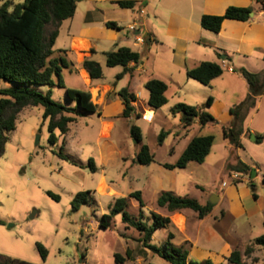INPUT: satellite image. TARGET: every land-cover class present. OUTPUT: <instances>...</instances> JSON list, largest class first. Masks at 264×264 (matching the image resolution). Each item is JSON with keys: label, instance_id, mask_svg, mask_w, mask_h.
<instances>
[{"label": "rangeland", "instance_id": "1", "mask_svg": "<svg viewBox=\"0 0 264 264\" xmlns=\"http://www.w3.org/2000/svg\"><path fill=\"white\" fill-rule=\"evenodd\" d=\"M7 1L19 4L25 0H0V7ZM119 70L121 67L104 65L100 82L116 81ZM62 76L68 85H76V77L66 69ZM194 82V88H187L178 95L168 93V104L158 110L151 111L143 98L131 118L117 121L110 139L112 145L98 138V115L81 113L77 116V124L71 125L66 136L63 154L67 158L60 156L62 138L55 145L49 143L48 122L43 120V109L24 108L0 157V255L14 260L15 264H118L115 261L117 254L126 258L123 264H169L144 247L141 233L132 227L126 229L121 214L113 216L109 229L101 228L100 224L103 215L111 213L112 205L119 197L129 199L128 213L137 218L142 214L143 221L151 224L152 213L164 215L167 212L157 204L162 191L188 196L202 204L214 199L219 211L226 207L225 203L217 202L222 193L221 185L223 182L231 184L230 177L236 173L234 167L240 161L239 157L252 155V148L255 149L251 143L253 135L242 136L241 140L247 142L248 148L244 145L238 148L224 136L223 130L228 127L216 126L217 121L201 134L195 126L186 132L180 125L181 114H173L172 109L178 104L205 112L209 109L206 105L208 97L202 96L205 93L202 90L206 89ZM33 88L44 93L48 91L47 87ZM52 99L65 107L77 106L75 101L67 99L65 90L58 87L52 89ZM251 111L243 122V132L247 131ZM133 126L141 131V143L131 136ZM162 131L168 135L160 146L158 136ZM196 135H210L215 139L203 167L207 175L193 169H177L175 178L167 171L161 174L160 163H173L184 149L185 141ZM142 145L148 146L154 154V165L136 162ZM90 160L96 167L94 172ZM102 179L105 180L103 184ZM85 191L91 192L89 203L73 212V198ZM135 192H141L143 208L130 197ZM48 193L59 199H53ZM261 229L258 220L253 219L252 237L260 235ZM168 234L169 229H158L149 244L160 248L167 242ZM180 242V237L172 240L175 246L190 250L188 243ZM37 244L47 251L45 262ZM245 261L254 264L252 255Z\"/></svg>", "mask_w": 264, "mask_h": 264}, {"label": "crops", "instance_id": "2", "mask_svg": "<svg viewBox=\"0 0 264 264\" xmlns=\"http://www.w3.org/2000/svg\"><path fill=\"white\" fill-rule=\"evenodd\" d=\"M262 1L264 0H79L75 16L62 23L54 46L56 52L67 51L65 57L75 68L74 72L66 70L76 77V85H65L91 93L92 102L101 112L100 115L96 113L100 126L98 138L112 145L110 139L116 123L125 119L122 116L125 106L118 96L119 91L129 89L136 96L135 107L139 106L143 98L148 106L149 92L145 84L157 79L168 85L166 96L169 102L168 93L175 96L187 88L195 87L194 80L187 77L188 70L203 62H213L221 66L223 74L213 80L209 87L201 86L206 89L202 90L205 92L202 96L212 100L207 112L217 120L215 125L222 129L229 127L233 121L230 111L250 94L248 83L237 70L264 73ZM119 2H134L135 5L133 8H122ZM230 7L250 8V20H225L219 33L202 28L203 16H223ZM107 23H114L116 27H109ZM131 27L135 29L131 30ZM139 38L143 41H139ZM120 48H128L141 54L142 62L131 63L129 68L132 73L124 75L121 80L111 83H101L100 79L92 80L83 67L84 61H96L103 69L104 65L107 66L105 53ZM57 56L58 53L54 55ZM122 72L121 67L116 76ZM73 124H77V121L71 125ZM180 125L182 126L181 121ZM210 125L201 127L196 121L186 132L195 126L201 134ZM246 126L247 131L243 137L253 135L251 143L255 145V149L252 148L249 158L239 159L253 168L256 175L252 172L251 177L247 176L238 183L232 179L231 184L222 183V193L217 202L225 203L226 207L219 211V205H214L212 212L204 219H199L198 214L190 209L169 212L165 208L167 212L162 215L171 220L168 229L174 235L173 240L180 237V243L189 244L190 260H211L215 264H223L228 262L227 259L234 250L244 252L248 245L264 234V94L256 99V106L252 109ZM199 136L204 137H195ZM257 137H262L261 143H257ZM192 139L185 141L184 149L173 163H160L158 169L161 174L167 171L175 178L177 169L167 170L163 166L175 164ZM242 145L249 147L244 141ZM206 161L203 164L190 163L183 170H197L206 176L207 171L203 168ZM155 163L156 161L151 165ZM101 183H105V180L102 179ZM224 183L227 185L224 186ZM196 188L201 187L196 185ZM163 192L165 191L161 193ZM253 219H257L262 227L260 235L256 237H252ZM252 259L256 260L254 264H264V250L255 248Z\"/></svg>", "mask_w": 264, "mask_h": 264}, {"label": "trees", "instance_id": "3", "mask_svg": "<svg viewBox=\"0 0 264 264\" xmlns=\"http://www.w3.org/2000/svg\"><path fill=\"white\" fill-rule=\"evenodd\" d=\"M79 0H25L23 3L14 4L5 2L0 7V157L5 152L6 143L11 133L16 129V122L19 113L27 107H41L43 109V120L48 122L49 143L55 145L62 138V149L60 156L67 158L63 150L67 145L66 136L70 131V125L76 122L77 116L81 113L101 114L97 105L92 102L89 91H82L68 88L65 85L62 71L70 69L74 72V65L69 62L65 55L67 51L56 52L54 46L59 36V30L64 21L75 16L77 3ZM134 2H119L122 8H133ZM264 7V1H262ZM250 8L230 7L223 16L205 15L201 18L203 29L213 33H219L225 20H235L248 22L250 20ZM109 27H116L114 23H107ZM50 27V29H49ZM58 53L59 56L54 57ZM107 67H122L123 72L116 76V80H121L124 75L132 73L129 68L131 63L140 64L141 54L128 48H120L113 52L105 53ZM92 80L103 77L101 65L89 59L83 63ZM237 72L246 80L249 85V96L246 101L234 107L230 113L233 121L228 128H224V136L236 147H242L243 122L250 109L256 106V99L264 94V73L255 74L246 69H239ZM223 74V69L216 63L203 62L194 69L187 71V77L209 87L213 80ZM47 87L46 93L33 88ZM61 88L65 90L66 97L70 101H75L74 108L65 107L52 99V89ZM149 92L148 107L151 110H158L168 104L166 96L168 85L157 79H152L145 84ZM118 96L122 100L125 109L122 114L124 118H131L135 112L134 104L136 96L125 88L119 91ZM212 103L211 98L207 100V107ZM173 114H181V123L184 129H189L196 121L201 127L216 123V119L208 112L202 111L194 106L178 104L172 109ZM168 132L162 131L158 136V145L164 143ZM131 136L142 142L141 131L138 127L131 128ZM213 136H199L191 140L178 161L173 164H164L167 170L184 169L190 163L203 164L210 154L213 144ZM262 142V137H257V143ZM139 165L149 166L155 162V156L146 145L141 146V150L136 156ZM89 165L91 170L96 171L92 160ZM236 173L243 176L252 175L253 168L239 161L234 167ZM254 191V189H253ZM53 199L58 200V196L48 193ZM90 191L79 192L71 202L73 212H77L83 205L89 203ZM131 198L136 199L140 207H144L141 192L131 194ZM254 197H256L254 195ZM157 204L161 208H166L169 212L190 209L198 214L199 219H204L213 210L214 205L208 202L202 205L196 199L188 196L181 197L173 192H163L160 194ZM129 199L126 197L116 198L112 205L110 214L102 217L100 227L109 229L113 216L122 215V222L126 229L130 227L143 235L145 248L158 254L169 264H215L211 260L199 262L189 259V250L185 246H175L172 243L174 235L168 234L167 242L160 248L149 244L154 233L161 228L168 229L171 226L169 217H164L157 213H152V223L143 221V215L134 217L128 213ZM264 250V234L257 237L244 252L234 250L227 261L230 264H247L245 259L251 257L255 247ZM42 260L47 259V251L41 244H37ZM130 258L129 251L127 252ZM115 261L123 264L126 258L117 254ZM255 259L254 262L255 263ZM0 264H15L14 260L0 255Z\"/></svg>", "mask_w": 264, "mask_h": 264}, {"label": "built area", "instance_id": "4", "mask_svg": "<svg viewBox=\"0 0 264 264\" xmlns=\"http://www.w3.org/2000/svg\"><path fill=\"white\" fill-rule=\"evenodd\" d=\"M130 29H131V30H134L135 28H134V27H131ZM138 40H139V41H143L142 38H139ZM143 118L146 119L145 116H144ZM149 120H151V118H150ZM243 178H247V176H243V175H241V174H239V173H233V174L231 175V179H232L235 183H238V182L242 181ZM223 185L226 186L227 184L224 183Z\"/></svg>", "mask_w": 264, "mask_h": 264}, {"label": "water", "instance_id": "5", "mask_svg": "<svg viewBox=\"0 0 264 264\" xmlns=\"http://www.w3.org/2000/svg\"><path fill=\"white\" fill-rule=\"evenodd\" d=\"M253 138H254V136H253ZM253 138H252V139H253ZM253 175H256V171H253ZM217 201H218V198H217ZM210 203H211L212 205H214V204L216 203V200L212 199V200L210 201Z\"/></svg>", "mask_w": 264, "mask_h": 264}, {"label": "bare ground", "instance_id": "6", "mask_svg": "<svg viewBox=\"0 0 264 264\" xmlns=\"http://www.w3.org/2000/svg\"><path fill=\"white\" fill-rule=\"evenodd\" d=\"M110 189V188H109ZM111 193V192H110ZM180 218V217H179Z\"/></svg>", "mask_w": 264, "mask_h": 264}]
</instances>
